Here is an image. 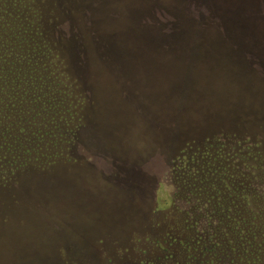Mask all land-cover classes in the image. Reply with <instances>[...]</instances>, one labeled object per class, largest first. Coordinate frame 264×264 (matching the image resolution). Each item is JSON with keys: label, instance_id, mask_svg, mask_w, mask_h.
Instances as JSON below:
<instances>
[{"label": "rangeland", "instance_id": "obj_1", "mask_svg": "<svg viewBox=\"0 0 264 264\" xmlns=\"http://www.w3.org/2000/svg\"><path fill=\"white\" fill-rule=\"evenodd\" d=\"M5 1L0 25L17 14L16 0ZM42 1L31 3L37 12L51 8L75 32L58 41L73 60L58 69L68 96L43 101L36 121L16 129L33 123L47 133L26 144L25 159H35L30 147L65 155H43L47 165L57 160L46 174L19 187L15 178L19 193H2L0 264H215L207 201L212 212L257 210L250 190L264 183V79L231 77L197 44L186 55L155 49L140 22L147 0ZM174 31L163 26L164 38L178 41ZM72 93L84 96L77 110Z\"/></svg>", "mask_w": 264, "mask_h": 264}, {"label": "flooded vegetation", "instance_id": "obj_2", "mask_svg": "<svg viewBox=\"0 0 264 264\" xmlns=\"http://www.w3.org/2000/svg\"><path fill=\"white\" fill-rule=\"evenodd\" d=\"M40 1L41 0H32V2L30 0H16V2H12L18 5L15 7L17 14L12 20L5 19L0 25V52L11 54L9 56H4L2 60H0L1 198L4 197L1 196L3 192H5L3 193L5 196L11 194L15 195L16 191L18 192V188L13 182L15 178L18 179L20 177L16 184L19 187L22 182H29L33 178L31 177L33 174L34 178L46 174L57 162L56 160L47 165L42 160H39L47 153H41L42 151L37 153L33 147H30L33 152H29L28 155H33L35 159L31 160L32 158L30 157L25 159L26 155H22L28 153L26 150L29 149L24 151V147L29 146L27 143L30 142L37 145L45 139L47 133L43 131V128L37 129L36 126L32 125L33 123L28 124L27 128L23 129V131H26L23 132V134L16 129L18 122L25 120L27 117L36 121L37 117H39L38 114L45 111V109H41V105L44 104L43 101H49V105H55V103H58V101H55L56 99L62 102L66 99V96H68V92L65 90L63 91L60 87L64 80L63 75L58 73L60 71L58 69H63L67 64H72L73 60L72 58L70 60L69 57H66L63 52H61L62 48L61 45L58 44V41L64 40L65 37L71 38L74 36L75 32L69 28L70 25L66 29L67 20L56 15L55 11H52L51 8L47 7L46 9L51 12H37L31 3L42 4L43 1ZM3 4L8 5L10 2L4 0ZM7 8L6 6L3 10L6 11ZM29 11L31 12L28 14ZM76 52H72L73 55ZM76 63L78 64L80 62L76 61ZM47 85L50 87H47ZM74 94L78 96H74ZM74 94L72 93L71 95H73L74 108L77 110V103H79V100H84V96L82 93ZM31 113L35 115L31 116ZM44 117L40 116V118ZM66 120L67 118L64 114L63 116L59 115L58 122L60 124L61 121L62 124H64ZM81 126L82 124L79 123L77 131L75 130L74 132L75 136ZM47 155H49L47 158L51 160L55 159V157L65 155V152L63 149H58ZM8 159H13V162L7 163ZM72 160L77 162L78 158L74 157ZM61 169H64V166H62ZM204 180L205 178H203V181ZM246 186L247 184L244 185V183H241L238 185V188L241 190L242 188L245 189ZM128 190H131V186L125 191L128 192ZM6 199L13 201L14 198ZM209 207V202L207 201V216L205 217L207 227V253H209L211 257L218 259L220 255L222 257V254L220 252L214 253L216 250L214 244H220L222 240L213 238L214 236L212 235L213 229L219 225L218 219L221 217L229 219L231 227L233 228L232 231L236 234L240 230L238 226L241 224H238V221L235 223L231 222L235 221L234 219L237 218L238 214H236V212H231L229 206L223 210L214 212H212V209H209ZM205 208L206 207L203 206V209ZM214 213L217 217V221L215 224H211L210 219L216 218L212 217ZM225 213H227V216L224 215ZM231 218L233 219L231 220ZM226 238H222L224 239L223 243L227 242ZM229 239V243L236 242V245H239L242 241V238L238 235L233 239ZM234 252L235 251L230 252V258L236 259Z\"/></svg>", "mask_w": 264, "mask_h": 264}, {"label": "trees", "instance_id": "obj_3", "mask_svg": "<svg viewBox=\"0 0 264 264\" xmlns=\"http://www.w3.org/2000/svg\"><path fill=\"white\" fill-rule=\"evenodd\" d=\"M147 1L149 4L145 2L140 22L149 29L150 41L155 49L175 56L178 52L186 55L190 48L193 49V44H197L204 47V50L198 51L202 57H207L212 63L221 60L228 73L233 74L231 77L259 75L264 79V0ZM187 8L196 16L198 13V19L183 17L188 13ZM179 16L184 19L182 23L177 21ZM163 26L174 29L178 41L172 43L164 38ZM9 55L0 52V60ZM161 189L162 186L158 188L159 191ZM243 189L241 192L247 188ZM250 193L257 210L252 214L236 212V219L241 221L237 234L232 231L230 221L221 226L222 220H229L224 217L218 219L219 225L213 229V238L222 240V243L214 244V253L222 254L213 261L215 264H264V183ZM155 196L153 201L158 207V192ZM224 215L227 216V213ZM236 235L242 238L239 245L229 243L228 239ZM224 237H227L226 243H223ZM233 251L236 259L230 258Z\"/></svg>", "mask_w": 264, "mask_h": 264}]
</instances>
